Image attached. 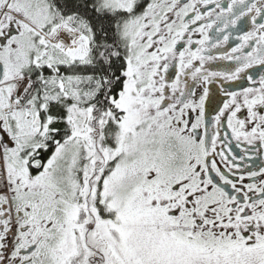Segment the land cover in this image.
Wrapping results in <instances>:
<instances>
[{"label": "snow or ice", "instance_id": "snow-or-ice-1", "mask_svg": "<svg viewBox=\"0 0 264 264\" xmlns=\"http://www.w3.org/2000/svg\"><path fill=\"white\" fill-rule=\"evenodd\" d=\"M0 264H264V0H0Z\"/></svg>", "mask_w": 264, "mask_h": 264}]
</instances>
